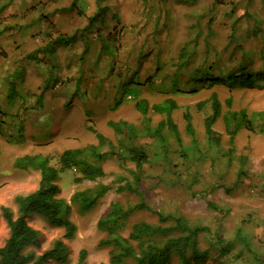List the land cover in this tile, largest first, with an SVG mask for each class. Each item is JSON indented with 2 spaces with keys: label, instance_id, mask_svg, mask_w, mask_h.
Masks as SVG:
<instances>
[{
  "label": "rangeland",
  "instance_id": "1",
  "mask_svg": "<svg viewBox=\"0 0 264 264\" xmlns=\"http://www.w3.org/2000/svg\"><path fill=\"white\" fill-rule=\"evenodd\" d=\"M140 6V13L136 4L126 8L127 18L121 23L122 18L118 17L103 21L98 10L90 16V10L80 0L71 3L64 0L63 4L59 0H0V102H3L6 81L13 72H17L14 80L20 101H27L25 92L42 93L41 105L31 104L30 100L21 106L18 101L8 107L0 103L1 113L3 108L16 113L11 117L1 115L5 126L0 125V207H9L15 212L13 197L32 192L38 186L39 173L15 169L16 157L41 154L55 162L65 149L96 143L87 127L115 143L117 137L108 122L123 121L140 128L142 116L135 104L141 96L146 98L148 108L169 97L177 105L172 119L178 128L181 146L176 145L166 129L163 134L168 158L160 160L163 155V152L157 154L160 144L158 147L146 135L134 140L148 155L140 174L139 189L143 196L116 193L118 183L115 182L120 176L130 180L126 171L133 169V164L119 166L115 158L102 163L104 177L95 181L74 183L69 171L59 175L60 197L68 204L76 191L98 184L111 186L89 212L81 213L71 205L67 219L73 222L76 232L68 242L69 264H77L80 251L86 255L82 264H108L109 250L100 246L104 235L96 224L108 205L115 201L123 205L143 201L156 212L182 216L191 226L205 228L197 237L198 249L209 251L202 264H264V132L252 134L242 129L229 142L218 120L214 129L220 141L219 148L214 150L204 135L203 118L195 110L197 103L214 92L223 112L227 110V99L231 100L233 111L244 109L247 115L264 111V87L229 91L217 85L193 94L190 90L196 89V85L186 83L188 74L206 72L209 66L212 69L208 72L215 77H222L224 72L235 70L240 64L247 71L264 73V0H142ZM79 11L87 18L86 31L79 30L83 17ZM72 16L80 22H71ZM146 18L151 21L145 23ZM108 22H111L112 39L96 38L99 35L96 27L102 23L106 28ZM77 33L85 39L80 48L84 50H70L77 51L78 55L73 56L80 66L75 85L78 90L63 72L66 64L70 65L68 55H64L67 51L63 52ZM29 55L34 58H28ZM55 60L62 65H54ZM169 81L186 93L168 94ZM50 85L58 88L55 96H48L54 88ZM89 86L99 92L94 99L98 109L96 119L86 114L88 101H92ZM62 91L71 94L80 91L73 105L79 112L73 113L72 120L68 119L71 104L59 100ZM79 101L86 103L81 105ZM41 108L48 113H41ZM185 110L191 116L195 131L198 146L195 152L184 129ZM147 118L146 124L152 129L164 116L149 109ZM207 201L214 203L221 213L209 210ZM140 221L157 222L154 214L134 213L125 221L122 235L126 237L132 224ZM33 223L43 236V249L60 238V231L37 219ZM6 237L7 227L0 216V246ZM218 238L223 244L228 243L224 256H218L215 243ZM126 264L133 263L128 260Z\"/></svg>",
  "mask_w": 264,
  "mask_h": 264
},
{
  "label": "trees",
  "instance_id": "2",
  "mask_svg": "<svg viewBox=\"0 0 264 264\" xmlns=\"http://www.w3.org/2000/svg\"><path fill=\"white\" fill-rule=\"evenodd\" d=\"M30 57L29 55L28 58ZM207 69L210 71L212 67L209 66ZM208 71L188 74L186 83L196 85V89L190 90L191 93L196 94L203 89H210L217 85L224 86L229 91L255 86L264 87V73L247 71L243 64L235 70L224 72L222 77H215ZM15 73L17 72L9 75L6 81L7 87L1 98L3 102L0 103L8 107L7 105L10 106L18 101L17 104L21 106L30 100L31 104L41 105L42 93L40 92L36 95L25 92L27 101H20L14 80ZM173 93L180 96L186 91L177 88ZM225 105L227 110L223 112L222 105L214 92L208 99L195 105V110L203 118L204 135L208 144L211 145L210 148L214 150L219 148L220 136L214 129L218 120L222 122L229 142H232L236 133L242 129L252 134L264 132V111L247 115L244 109L230 110V99L225 101ZM135 108L142 116L140 128L123 121L108 122L107 125L117 137L115 143L91 127H87L86 129L94 135L96 143L76 149H65L59 153L55 162H52L51 157L41 154H24L14 159L15 169L37 171L39 181L34 191L13 197L15 212L9 207H0V216L7 227V237L0 246V264H69L71 252L68 242L74 239L76 232L73 222L67 219L71 205L76 206L81 213L89 212L111 189V186L98 184L93 188L76 191L71 195L70 204H68L60 197V190L57 186L59 175L65 171L72 174L74 183H80L83 180L95 181L104 177L101 165L105 160L115 158L119 166L130 162L133 164V169L126 171L130 180L127 176H120L115 182L118 183L115 191L118 194L143 196L139 189L140 174L143 173V165L147 162L148 155L134 140L139 138V135L150 137L158 143V147L159 144L161 145L157 153L163 152L160 160H166L168 152L164 144L163 132L167 129L177 146H181V138L172 119V112L177 109L174 100L167 98L162 103L153 104L148 108L146 101L139 99ZM0 109H2V104H0ZM149 109L164 116V119L152 129L146 124L149 122L147 118ZM44 111L45 109L41 108V113H48ZM2 112H0V125L3 127L5 121L1 119V115L5 114L7 117L16 115V113L11 114L9 109L5 108ZM182 117L185 123V133L190 138L192 151L195 152L198 146L188 110L184 111ZM18 127L21 129L20 126ZM230 150L232 151V148L228 149ZM206 206L211 211L221 213V210L210 201L206 202ZM137 212L154 214L157 222L155 224L136 222L130 227L128 235L123 236L125 221ZM35 219L61 232L60 238L52 241L46 249L42 248L43 236L39 229L34 227L33 220ZM96 228L104 235L100 246L109 250L108 264H126L128 260L133 264H202L209 253L207 250L200 251L197 246V237L201 232H205V228L191 226L182 216L156 212L143 201L134 205H123L118 201L111 202L98 219ZM215 243L218 256L227 254L228 243L223 244L219 238ZM85 256V252L80 251L77 264H82Z\"/></svg>",
  "mask_w": 264,
  "mask_h": 264
},
{
  "label": "crops",
  "instance_id": "3",
  "mask_svg": "<svg viewBox=\"0 0 264 264\" xmlns=\"http://www.w3.org/2000/svg\"><path fill=\"white\" fill-rule=\"evenodd\" d=\"M65 1H67V0H65ZM71 1H73V0H69V2L71 3ZM59 2H60V4H63V2H64V0H59ZM74 2H75V0H74ZM80 2L81 3H83V5H85L86 7H88V10H90L89 11V15L91 16V14L92 15H94L96 12H97V10H98V12L99 13H101L102 15V19H103V21H106L107 19H109L110 17H118L119 18V20H120V18H122V22L121 23H124V20H125V18H127L126 16H124L125 14H126V8H131L132 6H134L135 7V4L137 5V7L136 8H138L139 10V13L141 12V4H142V0H80ZM85 3V4H84ZM74 4V3H73ZM75 7V6H74ZM75 9V8H74ZM92 11V12H91ZM111 13V15H108L107 13ZM114 12V13H113ZM79 14H81V15H83V17H81V19H82V26H81V28L79 29V30H81V29H83V30H85L86 31V29H87V27H88V24H87V18H86V16L82 13V12H78ZM150 13L151 12H149V16H151L150 15ZM142 15H143V13H141V17H142ZM156 18V17H155ZM78 17H74V16H72L71 17V22H73V21H78ZM151 21V19L150 18H146L145 20H144V22L145 23H147V22H150ZM78 22H80V21H78ZM111 22H108V24H106L107 25V27L106 28H104L103 26H102V23L101 24H99V26H97L96 28H98V29H96L97 30V32L99 33V35L101 34V37L98 35V34H96V38H100V39H102V40H111L112 39V30H111V27H110V24ZM156 23V22H155ZM126 24V23H125ZM94 25H95V23H94ZM129 25V24H128ZM124 30L125 31H127V28H124ZM64 31V30H63ZM93 31V29H90V32H92ZM154 32V29H152V33ZM92 38H94V36L92 37ZM55 40V39H54ZM84 43H85V39L83 38V37H81V35L80 34H76V36H75V38L71 41V42H69V43H67V47L65 48V50H64V52L63 53H66V51H67V53L66 54H64V55H68L66 58H68L69 57V63H70V65L67 63L66 64V67H65V69L63 70V72H65V73H67V75L69 76V79H71V81L73 82V85H74V87H75V85L77 84V81H78V76H77V74L79 73V70H78V68L80 67V66H78V62H77V60L73 57V56H78V55H76L77 54V51L76 52H71V51H73V48H76V49H80L81 47H82V45L84 46ZM96 46V44H94V47ZM98 48H100L101 49V47H99V45H98ZM76 49H74V50H76ZM71 50V51H70ZM80 50H84V49H80ZM94 50V49H93ZM70 51V52H69ZM67 60V59H66ZM57 63H59V60L57 61V60H55V63L53 62V64L54 65H56V66H60V65H62V64H57ZM82 79H84L85 80V77L83 76V78ZM150 80H148V82H149ZM90 83H91V86H94V85H92L93 83H92V81H89ZM173 81H169V84L167 83V87H168V89H167V93L169 94V93H172L173 91H175L177 88L174 86V82L172 83ZM84 84H85V82H83ZM71 85V84H70ZM53 86H55V85H50V87H53ZM76 88V90H78V88L77 87H75ZM89 88H90V86H89ZM81 89L82 90H84L83 89V87H81ZM91 89V97L89 98L90 100H92V101H88V105H89V110L87 111V116H88V118H91V119H96L95 117L97 116V108H96V102H95V97L96 96H98L99 95V92H97L96 90H95V87H91L90 88ZM172 89H174L173 91H172ZM58 90V88H57V86H55L54 88H52V90L48 93V96H55V93H56V91ZM69 91V90H68ZM67 91V92H68ZM67 92H65V91H62L61 93H62V95L61 96H59V100H61V102H63V104H71V107H69L68 108V110L71 112V116L68 118V119H70V120H72V119H74V114H77V112H79V110H76V109H74L73 108V105H74V103H77L76 102V100H75V98H77L78 99V93H80V91H77V93L76 94H71V93H69L68 92V94H67ZM168 96V95H167ZM167 96L166 95H164V97L165 98H167ZM169 98V97H168ZM140 99H146L144 96H141V98ZM80 103L79 104H83V103H86V101L85 102H83V101H79ZM83 108V107H82ZM83 110H84V108H83ZM85 111V110H84ZM74 113V114H73ZM85 114V115H86ZM82 116H83V114H81ZM69 120V121H70ZM79 126V125H78ZM91 144H94V143H91ZM84 146V145H83ZM79 147H82V146H79ZM79 147H71V148H69V149H76V148H79Z\"/></svg>",
  "mask_w": 264,
  "mask_h": 264
},
{
  "label": "built area",
  "instance_id": "4",
  "mask_svg": "<svg viewBox=\"0 0 264 264\" xmlns=\"http://www.w3.org/2000/svg\"><path fill=\"white\" fill-rule=\"evenodd\" d=\"M127 99H131V97H130V96H128V97H127Z\"/></svg>",
  "mask_w": 264,
  "mask_h": 264
}]
</instances>
